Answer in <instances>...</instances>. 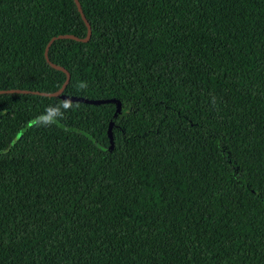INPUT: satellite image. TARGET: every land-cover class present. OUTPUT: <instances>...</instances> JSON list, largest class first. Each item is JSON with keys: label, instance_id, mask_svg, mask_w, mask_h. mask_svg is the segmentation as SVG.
<instances>
[{"label": "trees", "instance_id": "trees-1", "mask_svg": "<svg viewBox=\"0 0 264 264\" xmlns=\"http://www.w3.org/2000/svg\"><path fill=\"white\" fill-rule=\"evenodd\" d=\"M77 1L46 60L74 0H0V90L69 74L0 93V264H264V0Z\"/></svg>", "mask_w": 264, "mask_h": 264}, {"label": "water", "instance_id": "water-1", "mask_svg": "<svg viewBox=\"0 0 264 264\" xmlns=\"http://www.w3.org/2000/svg\"><path fill=\"white\" fill-rule=\"evenodd\" d=\"M75 4H76V7H77V10L81 16V18L83 19V21L85 22V25H86V34L83 38H78V37H75L73 35H69V34H59L57 36H52L48 42L46 43L45 45V48H44V57L45 59L47 60V48L50 44V42L54 39V38H62V37H65V38H72V39H76V40H81V41H87L88 38H89V34H90V27H89V24L88 22L86 21L85 17L83 16L82 12H81V8L79 6V3L77 0H74ZM53 67L55 68H58L62 71L65 72V79L61 85V87L57 90V91H53V92H38V91H28V90H22V89H6V90H0V93H3V92H37V93H41L43 95H46V96H61V93H62V90L63 88L65 87L67 81H68V78H69V74L68 72L61 66L59 65H56V64H53V63H50Z\"/></svg>", "mask_w": 264, "mask_h": 264}, {"label": "clouds", "instance_id": "clouds-1", "mask_svg": "<svg viewBox=\"0 0 264 264\" xmlns=\"http://www.w3.org/2000/svg\"><path fill=\"white\" fill-rule=\"evenodd\" d=\"M81 89L87 87L86 82L80 83ZM72 105L69 102H63L61 104H57L55 106L49 105L45 109V114L42 117L38 118L36 121V126H51L56 122V117L63 118L64 111L68 110Z\"/></svg>", "mask_w": 264, "mask_h": 264}]
</instances>
